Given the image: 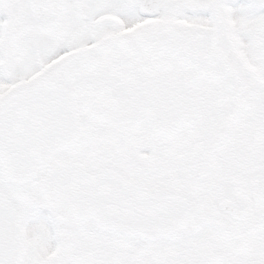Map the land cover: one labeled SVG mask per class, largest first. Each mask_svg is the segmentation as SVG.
Here are the masks:
<instances>
[{"label":"snow or ice","instance_id":"1","mask_svg":"<svg viewBox=\"0 0 264 264\" xmlns=\"http://www.w3.org/2000/svg\"><path fill=\"white\" fill-rule=\"evenodd\" d=\"M0 264H264V0H0Z\"/></svg>","mask_w":264,"mask_h":264}]
</instances>
